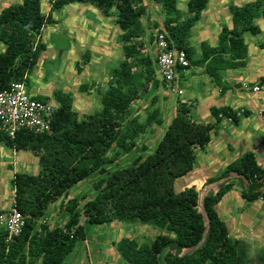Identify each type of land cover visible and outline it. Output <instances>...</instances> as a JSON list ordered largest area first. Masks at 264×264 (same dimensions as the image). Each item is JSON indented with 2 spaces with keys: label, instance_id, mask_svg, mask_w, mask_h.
Wrapping results in <instances>:
<instances>
[{
  "label": "trees",
  "instance_id": "1",
  "mask_svg": "<svg viewBox=\"0 0 264 264\" xmlns=\"http://www.w3.org/2000/svg\"><path fill=\"white\" fill-rule=\"evenodd\" d=\"M152 2L160 6L164 15L159 33L164 34L168 48L185 53L189 67L183 71L203 67L204 74L221 87V72L246 66L248 46L243 35L260 33L256 22L264 20V0H252L241 6L230 4L231 28L222 27L214 47L201 42L197 48L189 43L190 33L208 0H188L185 13L179 10L178 0ZM50 3L51 12L77 3L95 7L103 17H113L121 32L118 41L123 60L111 71L108 88L100 95L99 112L80 119L73 110L72 97L54 92L57 109L50 133L19 131L10 139L0 131V144L15 152L32 153L40 166L37 175L16 173L11 180L12 208L23 217V226L10 240L6 229L0 228V264H63L76 243L85 240V225L112 222H138L164 232L141 244L122 238L116 249L126 264H251L247 244L230 238L216 206L234 190L235 183L241 186L243 201L264 203V169L255 155L244 153L216 178L206 181L211 184L224 180L214 194L203 198L207 229L196 208L195 187L178 191L175 186L177 180L194 171L197 151L207 148L214 126L222 119L238 125L247 111L211 107L214 124H202L191 119L192 103L177 102L175 114L154 152L129 167L107 172V166L136 149V141L149 127L163 124L155 109L143 122L129 117L130 106L140 92L134 66L142 69L146 86H167L156 78L155 58L145 53L142 38L146 28L141 18L146 6L142 0H50ZM50 24L54 20L51 13L42 14L40 0H21L0 11V91L14 82L27 84L46 50L39 39L41 30ZM259 48L264 50V43ZM83 59L87 60L88 54ZM76 71H81L78 63ZM258 85L264 88V76ZM88 88L82 84L78 91L87 92ZM94 174L105 178L94 183L95 197L81 211L78 201L71 199L64 207L68 219L62 227L40 224L52 205ZM231 174L237 177L231 179ZM254 260L255 264H264V250Z\"/></svg>",
  "mask_w": 264,
  "mask_h": 264
},
{
  "label": "rangeland",
  "instance_id": "2",
  "mask_svg": "<svg viewBox=\"0 0 264 264\" xmlns=\"http://www.w3.org/2000/svg\"><path fill=\"white\" fill-rule=\"evenodd\" d=\"M187 1L188 0H178V8L182 13H185ZM20 2L21 0H8L2 3V0H0V11L8 6L19 4ZM40 3L41 10L43 13H46L47 8L49 7V0H40ZM142 3L146 6L145 15L141 18L146 28L142 38L145 43V53L154 57V49L156 46L155 36L162 30L164 15L160 6L154 4L152 0H142ZM234 3H236V0H208V5L202 13L200 20L191 29L189 38L190 45L196 48L198 47L199 42H207L212 46L216 45L220 30L219 28L231 27L228 6L230 4L234 5ZM52 16L56 19L62 20V23H65L70 30L72 37L80 43L79 45L74 46V54L70 59H63L61 62L57 61L58 57L53 50L52 43L53 45L58 44L59 46H63L61 44L62 40L56 39V43L55 41L51 42L49 31H58L59 34V30L62 28L59 29V26L54 27L52 25H46V30L42 32V40L48 45V49L44 54V59L51 60V62L44 65L45 62L42 60L39 62V65L34 68L28 77L30 86L28 87V90L30 92H36L37 89L42 96L47 97L48 101L54 104L57 103L53 100V92L69 94L73 100V110L78 114L80 119H83L84 116L92 115L100 111V95L108 88L111 71L118 66V63L121 60H123V55L120 49L117 52V55L114 56V59L109 63L103 64L100 70H97L98 68L94 66L85 69L84 65L87 60L83 59V57L86 54L84 52L89 50V47H83L84 50L79 53L81 46H84V43H89V46L92 47L93 45L91 44L97 40V38H104L108 43L120 46L118 37L121 32L115 25L113 17L101 16L99 11L90 5H70L69 8L54 11ZM73 21L76 22L75 25H71ZM260 27L261 33L258 35L246 33L243 37L245 43L250 47V64L248 67H251L252 69L256 67V63L264 65V51H260L259 48H257L259 44L264 43V25L261 24ZM214 37L215 41H212L211 39ZM251 48L257 49L259 54H257L256 51H253V49L251 50ZM76 62L80 68H83V73H77L75 68ZM133 71L140 92L138 98L130 106L129 117L136 118L139 122H143L146 115L155 109L158 111L160 119L163 120V124L161 126L152 125L149 127L146 133L136 141V149L131 153L122 156L115 164L107 166V172H113L115 170L129 167L137 162L139 158L144 159L152 154L156 145L162 138L167 125L175 114L177 102L192 103L193 108L190 113L191 119L199 123H210L212 121L209 112L211 106L220 107L224 105L225 98L223 99V97L218 94V88L215 87L212 82L208 81L210 79L204 74L201 67H190L183 72L184 74L187 73L185 75L186 78L177 77L171 85H167L166 87L159 86L157 88L153 87L152 84L146 86L141 68L134 66ZM94 72H98V82L100 80L101 93L96 95L94 94L95 92H79L78 85L81 84L88 85V90L92 88L89 84L92 80H95L93 75ZM248 72L250 71L246 68L240 70V73L244 75L248 74ZM261 74L264 75V73ZM143 86H146L147 90H144ZM240 97L244 98L245 102H248L247 105L249 108H252L249 105L252 101L264 102L263 92L249 93L247 90H244ZM82 102H85L87 105L85 106L86 110L81 112L79 109V103L82 104ZM230 129H235L236 131H239L240 129L234 125H232L231 128H227L226 133L229 134L232 139L233 134ZM211 137V144L208 145L205 150L197 151L196 166L191 175L188 176V178L185 176L176 181V190H179L184 182L191 179L199 168H208V166L212 164V169H215L217 172H222L226 167L225 164L237 160L246 151L240 147H234L232 144L231 146H224L221 144L216 148V142H220L222 139L221 137H215L212 132ZM232 149L234 150L232 151ZM112 153L113 151L110 152V154ZM4 155H8L7 158L9 160L6 161L11 164L16 158L12 157L13 154L9 150L0 145V164H2L1 159L4 158ZM16 156L21 158L23 163H17L15 166H12L11 169H8L5 164H3L4 166L2 168L0 167V177L3 176L7 178L5 184L10 192L9 195L4 196V193H6L7 190L4 188L2 189V186L0 185V215L4 218H7L13 204L11 172L37 175L40 171L38 158L33 156L30 152L21 151ZM221 162L223 163L221 164ZM217 174L218 173H215V175L212 176L216 177ZM102 178H105V175L100 176L94 174L80 184L74 186L68 191L66 196H62L47 210L45 216L41 219L40 224L47 225L50 228L62 227L68 219L64 210L67 202L71 199H76L78 201V210L81 211L83 205L95 197L96 193L93 189V185ZM223 182L224 181L222 180L211 184L205 183L200 187L197 186L196 190L205 191V196L208 194H214ZM239 185V183L236 184V186ZM233 193L238 194V190L230 192V197L227 199L225 198L218 204V207H216L217 213L218 215L220 214L222 220H229L227 218L232 217L233 211L236 213V210H242L248 206H254L253 210H251L253 213H250V215H253L255 220L258 216L263 220L264 217H261L262 214L260 213V208L263 207L262 202L257 201L249 204L241 198H236ZM197 209L199 212H203L201 200L197 201ZM83 223L84 217L81 216L80 224ZM1 227L4 226L0 225V228ZM163 233L164 232L158 228L143 225L138 222H112L105 225H85V240H79L76 243L73 251L65 258L63 264H126L119 257L116 249L117 243L122 238L134 239L141 244L151 242L155 236ZM246 244L249 249V254L253 259L251 264H255L254 257L261 254L262 249L258 250V248H252L251 245L248 243Z\"/></svg>",
  "mask_w": 264,
  "mask_h": 264
},
{
  "label": "crops",
  "instance_id": "3",
  "mask_svg": "<svg viewBox=\"0 0 264 264\" xmlns=\"http://www.w3.org/2000/svg\"><path fill=\"white\" fill-rule=\"evenodd\" d=\"M5 1H8V0H2V3H4ZM248 2H250V0H236V3H234V5L241 6V5L248 3ZM224 3H226V2H224ZM75 4H77V3L69 4L67 6L62 7L61 9H59L57 11H60V10L65 9V8H69L70 5L74 6ZM85 6H87V5H85ZM222 7H223V4H222ZM50 8H51V3L49 0V7L47 8L48 12L46 10V13H47L46 14V13H43V11L41 10L42 14L47 16L49 13H51V16H52V13L54 11L51 12ZM52 19L54 20V24H50V25H52L54 27L59 26V29L62 28L61 30H59V34H58V31L57 32L54 30L49 31L50 36H51L50 37L51 42L55 41V43H56V39L62 40L61 44L63 46H59L58 44L53 45V43H52L53 50L55 51V53L57 54V57H58L57 61L61 62V61H63V59L68 60V58L70 59V57H72L74 54V46L79 45L80 42H77V40L72 37L70 30L65 25V23H62V20L56 19L53 16H52ZM256 23H257V26L259 27L260 33H261L260 25L261 24L264 25V20H258ZM75 24H76V22L73 21L71 25H75ZM229 28H231V27H229ZM219 29H220L219 30V33H220L222 28H219ZM44 30H46V27H44L41 30L39 39H40L41 43L45 45L46 50L40 55L36 67L39 65V62H41L42 60H44V62H45L44 65H46L48 62H51V60L44 59V57H45L44 54L46 53V51L48 49V45H46L42 40V32ZM243 37H244V35H243ZM211 40L215 41V37L212 38ZM200 43L201 42H199L198 45ZM83 45L84 46H81V50L79 53H81L85 47H89L88 48L89 50H86L84 52V53L88 54V59L84 65L85 69L94 66V67L98 68L97 70H100L102 68L103 64L111 62L114 59V56L117 55V52L121 49V47L119 45H117V44L113 45L111 43H108L107 41H105L104 38L103 39L97 38V40H95L91 44V45H93L92 47L89 46L90 45L89 43H84ZM209 45L212 46L211 44H209ZM214 46H212V47H214ZM259 46H260V44L258 45L257 48H259ZM252 49H253V51H256L257 54H259L257 49L251 48V50ZM259 50L264 51V50H261L260 48H259ZM249 55H250V47H248V58H247L246 66L244 68H240L237 70H227V71L221 72V87L216 86L211 81V79L206 75L210 79L208 81L212 82V84L218 88V94L220 96H222L223 99L225 98L224 99V105L220 106V107H229L234 111L245 110L248 113L246 117H240V122L238 125L232 124L229 120L222 119L218 124H216L214 126V129L212 130V134L215 137H217V138L221 137V139H222V141L216 142V145H215L216 148H218L221 144H223L224 146L225 145L231 146V144H232V146L234 145V147L235 146L240 147L243 150H246L245 153L246 152L253 153L255 155V158H256L258 165L262 169H264V102L252 101V103L249 104L250 107L253 108L252 109V108L248 107V105H247L248 102H245V99L240 97L241 94H243L244 90L245 91L247 90L249 93H259V92L264 93V88H260L258 85L259 79L264 76L261 74V73H264V65H260V64L256 63L255 64L256 67L254 69H252L251 67H248L250 64L249 63V61H250ZM154 56H155V53H154ZM76 64H77V62L75 63V68H76ZM245 68L250 71L246 75L240 73V70L245 69ZM80 69H81V71L78 74L83 73V68H80ZM201 69L203 71V67H201ZM183 72L184 71L179 72L177 77L178 78H186L185 75L187 73L184 74ZM93 75H94L95 80H92V82L89 84L92 86V88L89 89L87 92L88 93H90V92L94 93L95 92L94 94L98 95L101 93V86H100L101 83H100V80L98 82V72H94ZM108 80H109V78H108ZM28 87H30L29 82H27L26 88H27L28 94L31 95L32 97H34L36 99L40 98V99H47L48 100V98L45 96H42L37 89H36V92H34V91L30 92L28 90ZM79 87H80V85H78V89H79ZM221 88H223V91L221 90ZM254 88H257L258 90L255 91ZM86 105L87 104L85 102H82V104L79 103V109L81 112L86 110V107H85ZM211 107H216V106H211ZM220 107H216V108H220ZM197 123H199V122H197ZM202 124L212 125V124H214V122L212 119V121L210 123H202ZM232 125H234L235 127L237 126V128L240 130L236 131L235 129L234 130L230 129V131H232V134H233V138L231 139L229 134L226 133V131H227V128L228 127L231 128ZM210 137H211V133H210ZM211 142H212V137H211L209 145L211 144ZM0 145L3 146L2 144H0ZM4 148L9 150L13 154L12 157H16L15 158L16 160L14 159V162L11 164V163L7 162L9 160L7 158L8 155H4V158L1 159V162H2V164H0L1 168L4 166L3 164H5L8 169H11L12 166H15L17 163H23L21 158H18L16 156L19 152H15V151L8 149L6 147H4ZM231 148H233V147H231ZM233 150L234 149H232V151ZM28 162H29V160H28ZM222 163L223 162H221V164ZM231 163H228V164L224 163V164H225V166H227ZM220 172L221 171L217 172L215 169H212V164L209 165L208 168H206V167L199 168L195 172V174L193 173L194 175L191 177V179H189L187 182H184L181 185V187L178 191H182L185 188H190V187H195V189H196L197 186L200 187L203 184H205L207 180L212 179V178H216L220 174ZM215 173H218L217 176L216 177L212 176V175H215ZM15 174H16L15 172H11L12 178ZM23 174H26V173H23ZM190 175L191 174H189L188 176H190ZM188 176H186V178H188ZM236 177H237L236 175H232V174L230 175L231 179H235ZM12 178H11V180H12ZM6 181H7V178H5L3 176L0 177V185L2 186L1 188L2 189L4 188L5 190H7V192L4 193V196L9 195V193H10L9 188L5 184ZM236 184L237 183H235V187H234L235 190H232V191L238 190V194H236V193L235 194L233 193V194H234V196H236V198H240L241 186L240 185L236 186ZM218 188H217V190H218ZM232 191H230V192H232ZM12 192H13V190H12ZM230 192H228L225 195L224 199L225 198L227 199L228 197H230V195H231ZM260 202H262V201H260ZM250 204H252V203H250ZM262 204H263L262 205L263 207L260 208V213L262 214L261 217H264V203L262 202ZM216 207H218V205ZM253 208H254V206H252V207L248 206L242 210H238V211L236 210V213H235V211H233L232 217L227 218L229 220H227V221L222 220V219L221 220L225 223L227 230H228V234H229L231 239L246 242L249 245H251L252 248L256 247V248H258V250H260V249L264 250V218L262 220V218H259V216H258V218H256V220H255V217L253 215H250V213H253V211L251 212V210H253ZM218 216L220 217V214Z\"/></svg>",
  "mask_w": 264,
  "mask_h": 264
},
{
  "label": "built area",
  "instance_id": "4",
  "mask_svg": "<svg viewBox=\"0 0 264 264\" xmlns=\"http://www.w3.org/2000/svg\"><path fill=\"white\" fill-rule=\"evenodd\" d=\"M155 45L156 76L160 81L171 85L178 76V70L183 71L189 67L188 60L183 51L168 48L163 33L155 36ZM56 109L57 104L40 101L29 95L24 81L11 83L0 91V131L10 139L19 131L50 133ZM0 225L4 226L8 234L7 240H10L19 234L23 217L12 208L7 218L0 215Z\"/></svg>",
  "mask_w": 264,
  "mask_h": 264
},
{
  "label": "water",
  "instance_id": "5",
  "mask_svg": "<svg viewBox=\"0 0 264 264\" xmlns=\"http://www.w3.org/2000/svg\"><path fill=\"white\" fill-rule=\"evenodd\" d=\"M196 191H197V194H198L197 201L201 200V203H202V211H203L202 213L199 212V211L198 212L203 216L204 225H205V227L207 229L208 228V219H207L206 213L204 212V209H203V198L205 197V195H204L205 191H200V190H196ZM196 208H197V206H196ZM205 236H206V232L204 233L203 238ZM192 250H190V251H192Z\"/></svg>",
  "mask_w": 264,
  "mask_h": 264
},
{
  "label": "bare ground",
  "instance_id": "6",
  "mask_svg": "<svg viewBox=\"0 0 264 264\" xmlns=\"http://www.w3.org/2000/svg\"><path fill=\"white\" fill-rule=\"evenodd\" d=\"M192 181H193V180H192ZM190 183H191V182H190ZM194 183H195V182H194ZM194 183H193V184H194Z\"/></svg>",
  "mask_w": 264,
  "mask_h": 264
}]
</instances>
